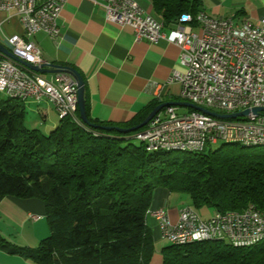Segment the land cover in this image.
<instances>
[{"label":"trees","instance_id":"trees-1","mask_svg":"<svg viewBox=\"0 0 264 264\" xmlns=\"http://www.w3.org/2000/svg\"><path fill=\"white\" fill-rule=\"evenodd\" d=\"M151 4L164 26L201 10L197 0ZM87 98L84 89L89 124L76 111L44 134L25 125L22 101L0 95V200H41L49 229L35 247L0 234V249L34 264H148L153 239L146 211L163 206L172 193L186 194L197 209L254 204L264 211V149L246 152L250 147L223 143L207 152L148 151L130 141L140 129L103 127L137 125L157 102L128 121L110 123L89 115ZM161 255L162 264H264V241L239 248L224 240L171 244Z\"/></svg>","mask_w":264,"mask_h":264},{"label":"built area","instance_id":"built-area-1","mask_svg":"<svg viewBox=\"0 0 264 264\" xmlns=\"http://www.w3.org/2000/svg\"><path fill=\"white\" fill-rule=\"evenodd\" d=\"M89 1L102 8L106 21L130 27L135 41L143 39L156 43L164 40L179 48V62L185 70L181 74L174 72L170 79L180 82V90L195 89V98L183 101L208 105V110L234 112L248 109L253 114V121L244 123L233 119L209 120L205 112L179 114L175 106L164 107L134 135V138H145L146 150H153L155 145L205 147L207 143L227 137L264 138V111L252 112V108L261 106L250 104L251 95H260L261 99L264 96V44L255 40L245 44L235 38V29L230 26L233 16L214 20V26L203 27L198 26L192 15H179L173 27L165 31L163 22L144 13L137 0ZM65 2L0 0V11L17 16L23 29L22 35L3 38L9 51L32 65L48 63L31 37L37 32L50 37L58 35L57 18ZM33 4H40V11H33ZM199 12L207 15L202 10ZM241 21L246 30L264 33V16L253 22ZM193 24L199 27L198 31L192 29ZM0 84L24 93L27 100L48 101L56 115H62L64 108H72L73 116L78 111L76 82L65 71L41 74L21 64L20 71H12L0 62ZM146 214L154 218L160 237L167 242H173L175 234H183L185 242H196V237L211 235L227 236L233 241L264 237V211L253 209V204L239 210H213L206 219L196 216L189 205L181 206L174 220L164 207L148 209Z\"/></svg>","mask_w":264,"mask_h":264},{"label":"crops","instance_id":"crops-1","mask_svg":"<svg viewBox=\"0 0 264 264\" xmlns=\"http://www.w3.org/2000/svg\"><path fill=\"white\" fill-rule=\"evenodd\" d=\"M197 2L202 11L216 19L233 16L235 21L246 19L253 22L264 16V0ZM137 3L144 13L161 21L153 10L151 0H137ZM57 25L59 32L56 37L37 32L31 39L45 61L70 67L80 74L92 118L122 123L153 102H182L179 96L180 82L170 79L174 72L181 74L185 70L179 62L180 50L176 45L164 40L156 43L143 39L135 41L130 27L106 21L102 8L89 0H66L57 18ZM173 25L174 22L164 26V30L167 31ZM192 29L198 31L199 27L193 24ZM22 33L17 16L0 11V43L8 46L4 37ZM36 105L38 114L43 117V121H47L51 107ZM161 207L175 219L179 207L166 202ZM30 214L38 218H30ZM44 216L45 208L41 200L6 196L0 200V234L20 246L37 245L49 233L43 223ZM146 224L153 241L156 240L159 233L156 221L147 215ZM161 263L159 257L149 262ZM0 264L34 263L19 254L0 249Z\"/></svg>","mask_w":264,"mask_h":264},{"label":"bare ground","instance_id":"bare-ground-1","mask_svg":"<svg viewBox=\"0 0 264 264\" xmlns=\"http://www.w3.org/2000/svg\"><path fill=\"white\" fill-rule=\"evenodd\" d=\"M43 3H50V0H43ZM33 11H40V4H33ZM180 15H192V18L195 22H198V26L203 27H211L214 26V20H218L216 18H212L208 15L200 14V12H196L195 14H189V13H181ZM155 18V17H154ZM155 20L160 21L155 18ZM230 26L234 27L235 29V38L244 41L245 44H252L253 40L255 42H259V44H264V33L258 30H246L243 25L242 21H235L233 17L230 19ZM0 62L5 67L9 68L12 71H20V64L12 61L10 58L5 56L4 54L0 53ZM0 93H4L5 96H9L15 100H19L22 102L27 101V97L24 93L13 90L9 88V86H4L3 84H0ZM181 100H189L190 98H195V89H183L180 90L179 93ZM42 100H34V102L38 103ZM250 104H260L261 107H264V96H262V99L260 95H251L250 97ZM203 107L208 110V105H196ZM214 111L220 114H230L235 113L239 111L234 112H221V111ZM194 113H204L198 110H192ZM66 116H72L73 117V110L72 108H64V113L62 115H57L58 119H61ZM209 120H237V121H244V123H251L253 121V114L252 113H246L244 115H238L235 117H228V118H219L212 116L208 114ZM262 123L264 124V114H262ZM140 143L145 145V138H137ZM224 143H237L239 145H243L245 147H256V146H264V138H259L258 140H246V139H239V137H227V139L220 140ZM204 149V147L199 146H192L186 148L185 146H162V145H155V148L153 150H166V151H182V152H200ZM152 151V150H148ZM253 209H259L253 204ZM195 215L199 216L198 213L195 211ZM215 240H224L227 243H229L232 247H248L255 245L259 242L264 241L263 238H255L252 241H233L231 238H227V236L223 235H211V236H201L196 237V242L201 241H215ZM170 244L182 246L187 245L190 243H194V241H183V234H175V240L173 242H169Z\"/></svg>","mask_w":264,"mask_h":264},{"label":"rangeland","instance_id":"rangeland-1","mask_svg":"<svg viewBox=\"0 0 264 264\" xmlns=\"http://www.w3.org/2000/svg\"><path fill=\"white\" fill-rule=\"evenodd\" d=\"M0 95L2 97L5 96L4 93H0ZM181 101L185 102L183 100H181ZM23 104H24V108H25L24 122L28 128H36L40 132L47 134L49 132V130H51L58 123L59 119L56 115V112L52 108L51 104H49L48 102H46V101L45 102H42V101L38 102V106H40L42 108H47L49 106L51 107V109H50L51 113H50L49 119L47 121L46 120L43 121V117L40 114H38V112L36 110V106H37L36 102L31 101V100H27V101L23 102ZM190 109L191 108L185 107V106H176V112H178L179 114L187 113L188 110H190ZM130 141L135 145H138L140 143V141L137 138L132 137V135L130 137ZM223 143L224 142H222L220 140L216 141L215 143H207L205 145L203 151L207 152L208 150H213ZM237 145L241 146L239 144H237ZM263 149H264L263 146H258L255 149L251 148V147L245 148L244 151H246V152L258 151L259 153H261ZM165 202H166V204L170 203V204L177 206L179 208L185 204L191 205L189 197L184 193H172L169 195V197L167 198V200ZM191 208H193V207H191ZM203 208H204L203 211H202V209H197L195 207L193 209L198 213V215L201 218L206 219L211 215L213 210L210 208H205V207H203ZM43 223H45L46 232L48 233V225H47V222H46L44 217H43ZM8 232H10V231H8ZM44 236H46V235H44ZM169 245H171V244L169 242H167L166 240L162 239L160 237V234L158 233V238L153 241V253H152L151 259H153L154 257H159L160 262H162L161 250L163 247H166ZM35 246L36 245L30 246V247H35Z\"/></svg>","mask_w":264,"mask_h":264},{"label":"water","instance_id":"water-1","mask_svg":"<svg viewBox=\"0 0 264 264\" xmlns=\"http://www.w3.org/2000/svg\"><path fill=\"white\" fill-rule=\"evenodd\" d=\"M0 52L3 53L5 56H7L8 58H10L12 61L21 64L22 66H24L25 68H28L32 71L41 73V74H47V73H56V72H60V71H65L67 72L72 79L76 82V98H77V107H78V115L80 120L85 123V124H89L87 117H86V113H85V101H84V82L82 77L80 76V74L70 68V67H64V66H60V65H56L53 63H46L44 65L41 66H36V65H32L28 62L23 61L22 59L18 58L17 56L13 55L9 49L4 46L3 44L0 43ZM173 104L177 105V106H185V107H189L191 109L194 110H198L201 112H205L207 114H210L212 116L215 117H219V118H228V117H235L238 115H244L246 113H248V109H244L242 111L239 112H235V113H230V114H220L214 111H210L207 110L203 107L200 106H196L194 104L188 103V102H163V103H159L157 104L147 115L146 117L137 125L128 127V128H121V127H117V126H104V129L107 130H115L119 133H128V132H132L135 131L137 129H141L158 111H160L162 108L164 107H169L172 106ZM252 112H258V111H264V108L261 107H254L251 109Z\"/></svg>","mask_w":264,"mask_h":264}]
</instances>
